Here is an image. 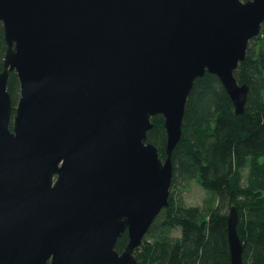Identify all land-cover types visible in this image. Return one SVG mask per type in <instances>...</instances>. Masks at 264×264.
Here are the masks:
<instances>
[{
	"label": "water",
	"instance_id": "1",
	"mask_svg": "<svg viewBox=\"0 0 264 264\" xmlns=\"http://www.w3.org/2000/svg\"><path fill=\"white\" fill-rule=\"evenodd\" d=\"M263 24L264 0H0V264H138L196 80L217 75L243 113L235 71ZM156 115L165 160L147 141ZM238 223L233 206L231 264Z\"/></svg>",
	"mask_w": 264,
	"mask_h": 264
},
{
	"label": "trees",
	"instance_id": "2",
	"mask_svg": "<svg viewBox=\"0 0 264 264\" xmlns=\"http://www.w3.org/2000/svg\"><path fill=\"white\" fill-rule=\"evenodd\" d=\"M6 51L0 25V69ZM235 77L249 85L241 114L217 75L207 72L196 80L172 154L169 203L135 249L138 264H231L228 217L233 206L239 213L243 264H264V24ZM8 91L16 106L20 81L15 71L10 72ZM152 122L147 141L165 160V119L156 115ZM192 181L208 193L203 205L187 204L184 198ZM128 241L125 231L117 250Z\"/></svg>",
	"mask_w": 264,
	"mask_h": 264
},
{
	"label": "rangeland",
	"instance_id": "3",
	"mask_svg": "<svg viewBox=\"0 0 264 264\" xmlns=\"http://www.w3.org/2000/svg\"><path fill=\"white\" fill-rule=\"evenodd\" d=\"M14 113L15 106L13 114ZM183 194L187 204L190 205H203L204 200L208 196L207 191L202 188L196 181H192Z\"/></svg>",
	"mask_w": 264,
	"mask_h": 264
},
{
	"label": "flooded vegetation",
	"instance_id": "4",
	"mask_svg": "<svg viewBox=\"0 0 264 264\" xmlns=\"http://www.w3.org/2000/svg\"><path fill=\"white\" fill-rule=\"evenodd\" d=\"M17 106V105H16ZM16 106H15V108H16ZM14 107V106H13Z\"/></svg>",
	"mask_w": 264,
	"mask_h": 264
}]
</instances>
